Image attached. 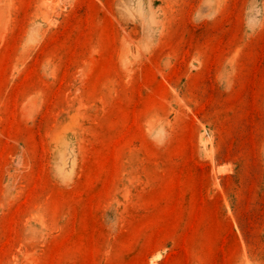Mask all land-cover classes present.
<instances>
[{"label": "rangeland", "instance_id": "1", "mask_svg": "<svg viewBox=\"0 0 264 264\" xmlns=\"http://www.w3.org/2000/svg\"><path fill=\"white\" fill-rule=\"evenodd\" d=\"M0 264H264V0H0Z\"/></svg>", "mask_w": 264, "mask_h": 264}]
</instances>
